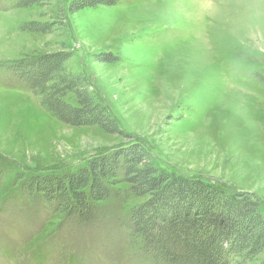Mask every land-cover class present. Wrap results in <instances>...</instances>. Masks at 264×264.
Listing matches in <instances>:
<instances>
[{"label": "rangeland", "instance_id": "374dc122", "mask_svg": "<svg viewBox=\"0 0 264 264\" xmlns=\"http://www.w3.org/2000/svg\"><path fill=\"white\" fill-rule=\"evenodd\" d=\"M18 1L0 0V264H150L117 219L146 201L129 185L113 187L121 196L93 226L26 186L135 144L163 171L246 195L264 215V0H120L74 14V0ZM39 24L51 32L27 30ZM63 53L124 136L62 123L12 72Z\"/></svg>", "mask_w": 264, "mask_h": 264}, {"label": "trees", "instance_id": "16d2710c", "mask_svg": "<svg viewBox=\"0 0 264 264\" xmlns=\"http://www.w3.org/2000/svg\"><path fill=\"white\" fill-rule=\"evenodd\" d=\"M40 1L19 0L17 8L27 9ZM118 2L74 0L69 12ZM27 30L51 32L46 24L30 25ZM69 60L67 53L41 56L18 64L12 72L62 123L124 136L109 109L93 96L86 79L68 72ZM255 76L264 82V74ZM69 95L77 106L66 101ZM119 183L129 185L128 196L146 200L127 218H117L135 255L146 263L253 264L264 251V215L256 201L221 185L165 172L139 144L118 150L113 157H96L76 172L35 176L26 186L65 220L93 226L105 214L101 204L120 195L113 189Z\"/></svg>", "mask_w": 264, "mask_h": 264}]
</instances>
